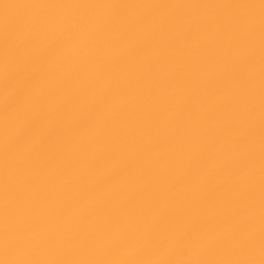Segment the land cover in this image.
I'll use <instances>...</instances> for the list:
<instances>
[{
  "label": "bare ground",
  "instance_id": "bare-ground-1",
  "mask_svg": "<svg viewBox=\"0 0 264 264\" xmlns=\"http://www.w3.org/2000/svg\"><path fill=\"white\" fill-rule=\"evenodd\" d=\"M0 264H264V0H0Z\"/></svg>",
  "mask_w": 264,
  "mask_h": 264
}]
</instances>
